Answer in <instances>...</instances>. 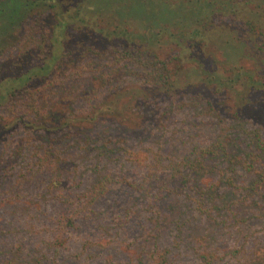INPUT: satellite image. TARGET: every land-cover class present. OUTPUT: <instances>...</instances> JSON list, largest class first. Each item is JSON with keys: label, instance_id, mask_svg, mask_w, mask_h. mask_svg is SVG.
<instances>
[{"label": "rangeland", "instance_id": "rangeland-1", "mask_svg": "<svg viewBox=\"0 0 264 264\" xmlns=\"http://www.w3.org/2000/svg\"><path fill=\"white\" fill-rule=\"evenodd\" d=\"M115 66L123 84H141ZM99 73L71 75L43 105L68 95L76 97L74 110L84 107L81 89ZM161 109L131 132L102 117L97 132L111 125L122 134L92 145L50 144L39 131H21L5 156L11 176L0 191V264H264V152L230 130L226 154L185 168L195 146L211 147L219 137L217 118L184 96L162 98ZM151 175L165 177L163 190L121 182ZM103 176L114 179L107 190ZM18 247L23 255L12 258Z\"/></svg>", "mask_w": 264, "mask_h": 264}, {"label": "trees", "instance_id": "trees-1", "mask_svg": "<svg viewBox=\"0 0 264 264\" xmlns=\"http://www.w3.org/2000/svg\"><path fill=\"white\" fill-rule=\"evenodd\" d=\"M71 29L83 34H64ZM117 64L141 84H123ZM88 70L100 73L81 89L84 107L74 110L68 95L43 105ZM176 96L203 103L219 129L211 147L195 146L185 168L226 154L230 130L264 152V0H0V191L11 176L7 150L21 131H39L50 144L92 145L122 134L111 125L97 132L102 117L131 132L157 118L162 98ZM109 181L101 178L104 190ZM164 181L121 178L140 191L163 190ZM57 243L48 245L58 252ZM18 248L12 258L23 255Z\"/></svg>", "mask_w": 264, "mask_h": 264}]
</instances>
